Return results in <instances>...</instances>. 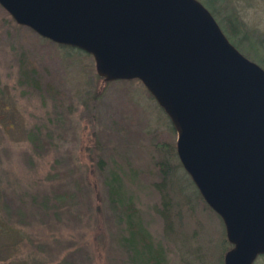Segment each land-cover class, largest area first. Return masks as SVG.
Wrapping results in <instances>:
<instances>
[{
	"label": "rangeland",
	"instance_id": "374dc122",
	"mask_svg": "<svg viewBox=\"0 0 264 264\" xmlns=\"http://www.w3.org/2000/svg\"><path fill=\"white\" fill-rule=\"evenodd\" d=\"M200 1L264 68V0ZM177 137L140 79L105 81L92 54L0 5V264H224V222L183 167Z\"/></svg>",
	"mask_w": 264,
	"mask_h": 264
},
{
	"label": "water",
	"instance_id": "95a60500",
	"mask_svg": "<svg viewBox=\"0 0 264 264\" xmlns=\"http://www.w3.org/2000/svg\"><path fill=\"white\" fill-rule=\"evenodd\" d=\"M42 37L94 56L105 81L140 79L165 110L177 154L232 246L264 254V68L200 0H0Z\"/></svg>",
	"mask_w": 264,
	"mask_h": 264
},
{
	"label": "trees",
	"instance_id": "16d2710c",
	"mask_svg": "<svg viewBox=\"0 0 264 264\" xmlns=\"http://www.w3.org/2000/svg\"><path fill=\"white\" fill-rule=\"evenodd\" d=\"M236 25H238V24H234V23L231 22V27L234 30V32H232V33H237L238 32V28H237L238 26H236ZM111 186H112V191H111L112 196L115 195L117 198H119V199L124 201V197H123L124 194L121 191V183H119V181H117L114 178V179L111 180ZM124 214L126 216H128L129 219H130L129 220L130 221V227H131L130 229L131 230H135V232L140 233L142 235V237H143L142 242H143L144 246L151 247V243H150L151 241L148 239L147 235H145L144 232H142V230H140L141 229L140 228V224L136 225L137 222L133 219L134 218V214L132 212H130V211H127L126 209L123 210V213H121V216L124 215ZM151 259L155 260V257H149L148 261H150ZM159 261H160V258L156 259V263H158Z\"/></svg>",
	"mask_w": 264,
	"mask_h": 264
}]
</instances>
